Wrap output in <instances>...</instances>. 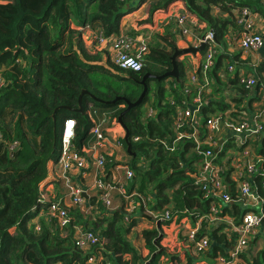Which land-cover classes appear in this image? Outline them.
<instances>
[{
  "label": "trees",
  "instance_id": "1",
  "mask_svg": "<svg viewBox=\"0 0 264 264\" xmlns=\"http://www.w3.org/2000/svg\"><path fill=\"white\" fill-rule=\"evenodd\" d=\"M177 1L195 19L200 32H214L219 46L225 45L228 26H234V9L248 6L264 18V5L260 0H153L147 14L136 21L138 29L154 28L156 12L167 14V8ZM132 9L129 0L0 2V69L5 80V85L0 87V132L5 142H19V148L12 156L5 143L0 144V264H54L57 261L87 264V259L99 248L112 264H146L148 260L149 264H196L190 245H184L185 235L177 231L167 246H162L161 237H158L162 227H168L172 222L178 226L185 221L200 222L197 237L207 236L210 245L213 243L211 252L208 250L210 257L217 252L226 253L231 243L223 233L227 224L208 225L205 216L210 199L205 197L203 186L191 176L200 157L190 151L193 142L187 138L176 140L172 129L176 106L184 101L191 102L199 93L207 100L201 113L207 114L228 108L224 95L217 97L222 91L221 85L229 84L231 89L247 92L235 75H229L226 82L221 80L222 59L229 57L222 50L204 74L201 67L205 49L193 54L197 64L190 70L192 72L188 70L193 67L192 63L177 59V56V78L147 79L148 89L141 103L121 116L128 132L127 141L121 138L128 161L118 163L114 157H106L109 177L118 164L132 171L133 178L126 187L128 192L137 189L136 210L140 211L148 203L149 214H155L154 217L160 220L158 227L155 223L149 229L142 228L137 236L138 240L143 238L142 246L147 249L148 258L137 251L128 237L130 227L136 221L133 219L130 225L120 223L125 211L119 197L115 202L121 208L112 212L99 233L104 241L102 247H93L86 252L78 249L72 238V226L82 216L75 206L69 205V226H60L57 220L45 218L40 219L38 227L29 223L41 208L39 186L46 184L49 161L59 154L60 126L64 118L69 116L76 120L73 144L80 152L90 137L92 121L86 113L89 104L96 107L99 115L107 111L110 118H117L126 108V102L122 99L113 104L104 101L122 96L134 102L143 89L140 79L146 73L159 76L172 69L171 56L180 48L177 47L174 17L170 15L157 37L159 41L150 47L139 71L121 69L109 61L103 50L85 46L83 31L86 32L88 27H101L105 35L118 34L121 18ZM187 45L191 46L189 42ZM233 56L237 58L239 54ZM263 66L264 62L258 69L264 71ZM191 75L196 76L194 82L190 80ZM169 78L171 81L166 83ZM83 90H87L82 95L83 112H78L74 109L78 108V97ZM144 102H148L155 112L153 117L145 115V120L141 108ZM136 136L138 139L134 140ZM232 136L229 135L228 141ZM127 142L130 143L129 152ZM246 144H250L254 156L261 158L258 165L264 167V136L256 142L246 137ZM228 147V143L223 145L217 155L222 156ZM212 150L215 152L216 148ZM252 180L255 191L262 198L264 212L262 176L255 173ZM58 195L66 200L62 188L50 198L55 199ZM96 199V195H91L88 200L92 204L97 202ZM222 211L230 212L237 220L243 209L232 203L222 207ZM83 224H87V220ZM62 232L69 233L63 235ZM254 239L242 253L244 262L264 264V249L255 257L249 254Z\"/></svg>",
  "mask_w": 264,
  "mask_h": 264
},
{
  "label": "built area",
  "instance_id": "2",
  "mask_svg": "<svg viewBox=\"0 0 264 264\" xmlns=\"http://www.w3.org/2000/svg\"><path fill=\"white\" fill-rule=\"evenodd\" d=\"M260 1L264 5V0ZM213 9L217 10V7L213 6ZM232 13L234 26H228L224 37L225 45L229 46L231 53L237 50L245 57L226 63V70L237 77L239 84H242L247 92L240 93L227 84L224 91L228 108L223 112L207 114L201 113L207 100H203L199 93L191 102L184 101L182 105L176 106L172 124L176 140L190 139L194 145L192 153L200 157V161L194 164L196 171L191 176L197 184L203 186L205 197L210 199L206 219L222 220V223L227 224L223 233L231 243L225 254L219 252L214 256V264H246L242 253L247 250L257 233L261 232L264 219L262 198L255 191L252 180L255 173H260L264 187V167L258 165L261 158L254 156L250 144H246V137L256 142L264 136V77L257 73L258 58L253 57L252 59L256 60L252 63L244 62L248 55L252 56L253 52H261L264 48V18L248 6L236 8ZM170 16L174 17L177 27L176 40H187L191 46L204 43L201 73H206L213 66L215 56L220 51L214 32H200L195 19L184 10ZM165 23L166 19L154 28L138 33L129 28L109 35H105L101 27H88L86 31L89 30L90 33L91 47L106 52L112 64L121 69L139 71L149 53L151 32H159ZM190 80L194 82L196 76L191 75ZM3 85L5 80L0 69V87ZM257 85L260 88L253 95L252 91ZM222 87L225 88V84ZM233 98L240 99L235 101ZM86 110L92 121L90 137L86 144L80 152L76 151L73 144L76 120L73 117L64 119L60 126L59 154L56 159L49 161L48 174L44 181L46 184L41 183L39 186L40 210L45 212L47 219L57 220L60 226H69L71 222L69 205L75 206L83 215L88 212L96 214L95 211L104 215L99 207L113 212L121 208L115 205V198L119 197L124 203L125 220L137 209L135 201L139 194L135 190L128 192L126 187V183L133 178L132 171L125 165L118 164L112 169L109 177L105 167L106 157L112 156L116 162L123 163L121 158L125 151L121 138H124L125 129L116 117L110 118L107 111L99 115L92 104H89ZM154 114V110L149 106L146 116L153 117ZM116 126L121 130H112ZM228 135H233L232 140H229L231 145L222 156H218L217 152L222 151L223 145L229 142ZM133 139L137 140L138 137ZM1 143H5L10 156L19 148L18 141L5 142L0 132ZM214 148L215 152L212 150ZM50 185H55L57 192L61 188L64 189L66 200L61 195L55 199L50 198L56 193L49 191ZM90 190L95 192L90 193ZM91 195H96V201L100 202V205L97 202H89ZM232 203L243 209L237 220L231 217L230 212L222 211V207ZM83 223L84 221H78L72 226L75 246L84 252L93 247H102L104 241L98 231ZM198 228H189L185 239L196 255H204L210 248L209 237L198 238ZM98 263L111 264L102 254L101 248L87 259V264ZM54 264L63 263L57 261Z\"/></svg>",
  "mask_w": 264,
  "mask_h": 264
},
{
  "label": "rangeland",
  "instance_id": "3",
  "mask_svg": "<svg viewBox=\"0 0 264 264\" xmlns=\"http://www.w3.org/2000/svg\"><path fill=\"white\" fill-rule=\"evenodd\" d=\"M6 0H0V2H5ZM129 3L132 5V7H135L137 4H136V1L135 0H129ZM134 9V8H133ZM132 9V10H133ZM131 10V11H132ZM235 10V9H234ZM174 12L176 13V12H178V11H175L174 10ZM126 15V14H125ZM122 21V18H121V20H120V22ZM73 25V24H72ZM120 27H122V26H120ZM161 28H163V26L161 27ZM125 29V27L124 28H120V31H122V30H124ZM164 29H161L159 32H151V40H150V44H149V48L151 47V46H156L154 43L155 42H157V41H159L158 40V35H159V33H162V31H163ZM83 36H84V39H83V41H84V44H85V46L88 48V47H91V45H90V41H91V38H90V33H89V30L88 31H86V32H84L83 31ZM154 44V45H153ZM183 44V45H182ZM181 45H178L177 44V47L178 48H185V47H188V45L186 44V43H182ZM89 49V48H88ZM238 53V51L237 50H233V52H232V55H236ZM254 53V55H255V58L257 59V58H259L260 60H259V66L264 62V48H263V50L261 51V52H257V51H255V52H253ZM190 54L191 53H187V54H182V55H179L178 57H177V59H183V61H185L186 63H190L189 62V59H191L190 58ZM197 54V53H196ZM191 55H193V54H191ZM195 55V54H194ZM261 58H262V60H261ZM222 69H224L225 68V70H226V60H224V64H222ZM264 67V66H263ZM192 69H194V67H190V69H188L189 71L190 70H192ZM223 71V70H222ZM227 71V70H226ZM190 72H192V71H190ZM224 72V71H223ZM227 73L228 74H226L227 76L228 75H231L232 76V73L231 72H228L227 71ZM257 73L260 75V76H262V77H264V71L263 70H258L257 69ZM223 74H225V72L223 73ZM189 75V74H188ZM225 75V77H227ZM167 80V82L166 83H169V81H171L170 80V78L169 79H166ZM222 87V86H221ZM226 87H227V85L225 84V88L224 87H222L223 88V91H221L220 93H219V95L217 96V97H220V96H222V95H224V98H225V100H226V93H225V89H226ZM216 97V98H217ZM153 99V98H152ZM120 106H124V105H120ZM150 105H149V103L148 102H144V104L142 105V110H144V115H143V117H142V119L143 120H145V115L147 114V109H148V107H149ZM216 112H219V111H216ZM69 117V116H68ZM68 117H65L64 119H66V118H68ZM228 145H231V141H229L228 142ZM192 149L193 148H191L190 149V151H191V153H192ZM128 159H129V157H128V155H124L122 158H121V160H122V162L123 163H125V162H127L128 161ZM88 183H90V181H88ZM130 185H131V183H130ZM135 189V191H137V189L136 188H134ZM49 191H52V193L54 194L56 191H57V188L55 187V185L54 186H52V185H50L49 186ZM95 191L94 190H90V193H94ZM150 201L152 202V198L150 197ZM149 202V201H148ZM116 207V206H115ZM99 210H100V212H101V210H103V212H104V215H101V214H98V212H96L95 211V213L96 214H98V215H96V214H94V213H87V214H85V215H83V213H80V215H82V216H79L80 217V219L82 220V221H79V223H82L83 221H85V220H87V224H88V226H89V228H93V229H95L96 231H98V233H100L101 232V228L102 227H104L105 225H107V223H108V219H110V216H112V212H110V211H112V210H108V209H102V208H100L99 207ZM75 212V211H74ZM121 212V211H120ZM77 214H78V212H76ZM132 213H134V216L132 217V215H130L129 217H128V219L127 220H125V218H124V214H123V218H122V222H120V223H122V224H124V225H127V224H131V223H133V219L135 220H137V224H141V225H138L139 226V229H142V228H150L151 226H155V223H156V218L154 217V215L155 214H153V216H151L149 213H151L150 212V209H149V204L147 203L146 204V207L145 208H142L140 211H137L136 209L132 212ZM42 216H46L45 215V212H43L42 213ZM148 216H150L151 218H150V220L149 219H146V217H148ZM34 217H37V214L34 216ZM143 218V219H140V218ZM145 218V219H144ZM33 219V218H32ZM212 220V219H211ZM33 221H35L34 219L33 220H31L29 223L31 224V225H34V227L38 224V223H40V221L39 220H36V222H33ZM219 222H223L222 220H214V221H210L209 220V223H208V225L209 226H212V225H215V224H217V223H219ZM37 223V224H36ZM93 223H95V226L93 225ZM196 223H198L199 224V229H200V223L197 221ZM187 224V223H186ZM134 224H132L131 225V227L133 226ZM188 225H191V224H188ZM97 227H100V228H98L97 229ZM131 227H130V231H129V234H128V236H129V239L131 240V242H132V244L134 245V247L137 249V251H140V252H142V255L144 256V258H148V254H146V253H148V251L147 250H143L142 248H143V246H142V244H143V238L141 237V239L140 240H138L137 239V236H138V234H140L141 232L139 231V233L138 232H136V231H132V229H131ZM165 228H168L167 226L165 227ZM165 228L164 227H162V232L160 233L161 234V241H160V244L162 245V246H167L168 245V243H169V241L172 239V237H173V233H174V230H175V228H173L172 230H166V232H167V234L165 233ZM189 228H192V227H188V229ZM63 233V232H62ZM65 233L68 235V233L67 232H64L63 233V235H65ZM174 238H175V235H174ZM173 238V239H174ZM255 240V242H254V246H252V248L250 249V251H249V254L252 256V257H255V256H257L259 253H260V251H262L263 249H264V228L261 230V232H258L257 233V236H256V238L254 239ZM140 241V242H139ZM127 256L128 255H126V256H123V260L124 259H126L127 258ZM201 256H203V255H201V254H199V255H196V256H194L196 259H197V261L198 260H201ZM111 261V260H110ZM111 264H112V261H111ZM212 264H214V261H213V263Z\"/></svg>",
  "mask_w": 264,
  "mask_h": 264
},
{
  "label": "crops",
  "instance_id": "4",
  "mask_svg": "<svg viewBox=\"0 0 264 264\" xmlns=\"http://www.w3.org/2000/svg\"><path fill=\"white\" fill-rule=\"evenodd\" d=\"M136 1V6L135 7H132V8H134L131 12H129V13H127L126 15H124L123 17H122V21L120 22V26H122V27H120V28H129V29H131V30H133V31H136L137 33L138 32H142V31H144V30H146V29H138V25H137V20L138 19H141L142 17H144L146 14H147V11H148V7H149V5L151 4V2L153 1V0H135ZM169 11H168V13L167 14H164V13H158V12H156V15H155V20H156V25L155 26H157V25H159L160 24V22H162L163 20H165L166 19V17H168L169 15H173V13H175L174 12V10L175 11H183L184 10V8H183V5H182V3L180 2V1H177V2H174V4H172L171 6H169L168 8H167ZM222 15H224V13L222 14ZM135 29H138V30H135ZM177 41V44L178 45H181L182 43H186L187 44V40H182V39H177L176 40ZM183 45V44H182ZM181 45V46H182ZM226 46V47H225ZM220 50H222V51H226L225 53H227V54H229V57L228 58H224V59H222V64H224V60H226V63H228V62H230V61H235V60H239L240 58H244L245 57V55L244 54H241L240 55V53H237V54H239V57L238 58H234V56L232 55V53H231V50L229 49V46H227V45H222V46H220ZM255 58V56L254 55H252V56H247L246 57V59H245V61L244 62H248L249 61V63H252V62H254L256 59H252V58ZM196 56H193L192 55V58L191 59H189V62H191L192 63V65H193V67L194 66H196V64H197V61H196ZM259 59V58H258ZM260 60V59H259ZM261 60H262V58H261ZM259 63V62H258ZM223 67H222V65L220 66V68H219V76L221 77V80L223 81V82H226L227 81V79H228V76L226 75V74H228L227 73V71L225 70V68L224 69H222ZM225 72V74H223L224 72ZM225 75L227 76V77H225ZM231 76V75H230ZM260 82H262V81H260ZM222 86V85H221ZM260 87H259V85H257V87L256 88H254L253 89V91H252V93H253V95H255L256 93H257V91H258V89H259ZM230 91H232V90H230ZM240 105V104H239ZM115 129H117V130H121L120 129V127H118V126H116V127H113L112 128V130H115ZM229 136V135H228ZM226 143V142H225ZM50 164H48V166H49ZM115 205H117V201L115 202ZM42 211L39 209L38 210V213H37V217H34L33 219L35 220V221H33V222H36V220H39L40 221V219L41 218H45L46 220H48L47 219V217L46 216H42ZM150 216H148V217H146V219H149L150 220ZM32 219V220H33ZM140 219H143L142 217L140 218ZM145 219V218H144ZM134 221H136L137 222V220L135 219ZM135 222V224L131 227V229H132V231H136V232H138L139 233V231L141 230V229H139V226L138 225H141V224H137ZM187 223V224H186ZM37 224V223H36ZM188 224H191V225H188ZM38 225V224H37ZM88 225V224H87ZM201 225V224H200ZM198 227L199 226V224L198 223H191L190 221H185V222H183V223H181L180 225H176L174 222H172L169 226H168V228H165V233L167 234V232H166V230H172L173 228H175V230H174V233H173V237H172V239L169 241V243L173 240V238H174V235L176 234V232L178 231V232H180V234H182L183 236L186 234V232L188 231V227ZM36 227V226H35ZM152 227V226H151ZM150 227V228H151ZM223 230H224V228H223ZM209 232V231H208ZM129 237V236H128ZM140 242V241H139ZM168 243V244H169ZM189 244L187 241H185V244L184 245H187V244ZM215 243V242H214ZM190 245V244H189ZM213 245V243L210 245V248H209V251L211 252V246ZM143 250H147V249H145L144 247L142 248ZM190 249V252H191V254L193 255V256H196V254L194 253V251L192 250V248L190 247L189 248ZM142 253V252H141ZM219 252H217V254H218ZM147 254V253H146ZM213 257V256H212ZM212 257H210V255H209V253H208V251H207V253L206 254H204L203 256H201V260H198L197 262H196V264H212L213 263V261H214V257L212 258Z\"/></svg>",
  "mask_w": 264,
  "mask_h": 264
},
{
  "label": "water",
  "instance_id": "5",
  "mask_svg": "<svg viewBox=\"0 0 264 264\" xmlns=\"http://www.w3.org/2000/svg\"><path fill=\"white\" fill-rule=\"evenodd\" d=\"M203 49H204V43H200V45H198V46H189V47H185V48L176 49L174 51V53L172 54V56H171L172 69L170 71H167V72L163 73L162 75H159V76H154V75H152L150 73H146L142 77V79L140 81L141 84L143 85V89H142L139 97L134 102H130L129 100H127L125 97H122V96H118V97H115L112 100L104 101V102L105 103H108V104H113L117 100H120V99H122V100H124L126 102V108L117 117V121L123 126L122 120H121L122 114L124 112L128 111L131 107L140 104L141 101L143 100V98L145 97L146 92H147V89H148L147 82H146L147 79H149V78H155V79L160 80V79H163V78L169 77V76H174V77L177 78V76H178V69H177V65H176V57L179 56V55H182V54H187V53L196 54L197 52H200ZM85 92H87V90H83L80 93L79 97H78V108L77 109H74V110H77L78 112H83L82 95ZM123 128H124V126H123ZM124 139L126 141L128 139V132H127V130H125ZM127 151L128 152L130 151V143L129 142H127ZM159 222H160V220H157V222H156L157 223V227L159 226ZM263 222H264V219H263ZM158 237H161V234H159ZM146 264H149V260L146 262Z\"/></svg>",
  "mask_w": 264,
  "mask_h": 264
},
{
  "label": "flooded vegetation",
  "instance_id": "6",
  "mask_svg": "<svg viewBox=\"0 0 264 264\" xmlns=\"http://www.w3.org/2000/svg\"><path fill=\"white\" fill-rule=\"evenodd\" d=\"M142 79V78H141ZM141 79H140V81H141ZM140 84H141V82H140Z\"/></svg>",
  "mask_w": 264,
  "mask_h": 264
}]
</instances>
